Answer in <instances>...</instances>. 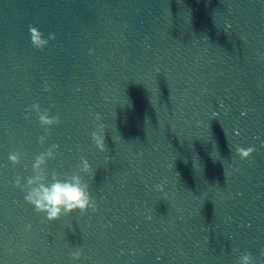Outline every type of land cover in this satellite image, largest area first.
<instances>
[{
    "label": "water",
    "instance_id": "1",
    "mask_svg": "<svg viewBox=\"0 0 264 264\" xmlns=\"http://www.w3.org/2000/svg\"><path fill=\"white\" fill-rule=\"evenodd\" d=\"M218 3L0 0V264H139L173 126ZM31 26L56 40L37 50ZM37 102L62 118L44 145L38 115L25 119ZM97 114L107 152L91 137ZM53 144L49 173L79 172L82 156L93 167L94 178L80 174L98 212L49 222L13 186ZM12 151L27 153L21 165L9 161Z\"/></svg>",
    "mask_w": 264,
    "mask_h": 264
},
{
    "label": "clouds",
    "instance_id": "2",
    "mask_svg": "<svg viewBox=\"0 0 264 264\" xmlns=\"http://www.w3.org/2000/svg\"><path fill=\"white\" fill-rule=\"evenodd\" d=\"M31 44L39 51H44L50 41L56 40L55 33H50L48 38H45V34L37 27L31 26L30 29ZM90 54H92L90 52ZM46 92H51V86L46 85ZM35 112L38 115L41 127L44 129L45 135L39 137V142L44 145L52 135V128L62 122V118L59 115L52 116L50 109L42 108L40 103H34L27 109L25 119H31V112ZM104 117L97 114L95 117L96 124L95 130L91 133V137L94 145L101 152H107L108 146L106 143V129L107 125L101 121ZM59 151V145L53 144L47 148L45 152L40 153L35 157L34 162L31 165L32 174L25 178L21 175H17L14 180L13 186L21 189L25 195L24 200L34 207V211L37 214H43L46 216L47 221L55 222L62 217L70 216L73 213L79 212L81 214H88L89 210L92 212H98L99 208L94 196L90 191L89 183L85 181L80 173L95 177L96 172L89 163V161L81 157V165L79 172L60 173L53 171L49 173L48 162L49 160H55L57 152ZM236 153L242 161L251 160L253 154L257 151L255 147H240L235 148ZM27 153L20 151H12L9 153V161L16 167L21 165L22 158ZM27 168V166H25ZM162 190V186H158ZM26 230L31 231L32 225H26ZM84 256L83 249L73 251L71 257L74 261L80 260ZM261 256L264 257V250L261 251ZM237 264H264V261H258L257 258L250 252H244L239 255Z\"/></svg>",
    "mask_w": 264,
    "mask_h": 264
}]
</instances>
